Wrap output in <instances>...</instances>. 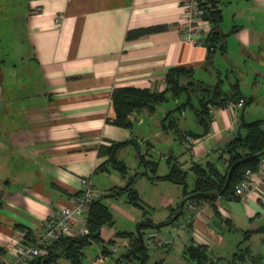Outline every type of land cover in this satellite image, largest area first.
Listing matches in <instances>:
<instances>
[{"label":"crops","instance_id":"0c3cea01","mask_svg":"<svg viewBox=\"0 0 264 264\" xmlns=\"http://www.w3.org/2000/svg\"><path fill=\"white\" fill-rule=\"evenodd\" d=\"M224 6L229 10L219 7V28L226 33L225 47L211 50L203 40L193 43L181 36V0H0V263L13 258V240L21 231L41 230L44 219L79 190L81 176L91 178L100 196L127 194H107L131 175L122 174L107 162V154L99 153V145L132 136L131 127L106 119L113 114L115 86L162 90L164 74L171 66L193 68L192 77L204 82L205 73L219 76L223 68L252 79L251 92L242 94L264 100V0H231ZM152 25L162 27L125 39L127 29ZM245 103L237 106L229 101L212 107L209 131L193 138V150L188 149L191 162L210 160L215 148L242 133L243 120H254L246 119ZM133 114L132 122L143 127L140 135L166 133L167 165L157 175L167 173L170 164L177 162L193 176L191 162L181 163L171 152L174 138L167 135L175 133L180 138L178 130L164 128L165 114L154 116L144 110ZM171 115L167 117L174 118ZM174 119L178 128L189 129L178 117ZM223 164L221 158L217 165ZM112 170L119 176L110 181ZM96 177L102 180V188L94 183ZM253 180L243 197L215 200L227 222L235 214L228 209L233 202L220 205L223 198L239 201L249 221L264 218V164ZM135 183L132 186L139 194ZM158 196L161 207L174 212L173 194ZM198 206L199 212L186 228L191 229L193 240L206 243L202 236H211L205 227L215 215L208 202ZM113 232L100 227L105 238ZM121 240L126 246L127 238Z\"/></svg>","mask_w":264,"mask_h":264},{"label":"trees","instance_id":"16d2710c","mask_svg":"<svg viewBox=\"0 0 264 264\" xmlns=\"http://www.w3.org/2000/svg\"><path fill=\"white\" fill-rule=\"evenodd\" d=\"M204 8V17L210 21L211 27L208 33L203 38L207 46L212 50L213 47H225V35L219 28V22L222 19L220 8L216 5L214 0H199ZM162 25L142 26L136 28H129L126 30L125 39H132L141 34L149 33L161 28ZM234 29V28H233ZM232 29V30H233ZM193 68H188L182 65H174L169 67L164 74L165 86L162 90L150 89L147 87H139L134 85L115 86L111 91V103L113 107V114L107 116L106 119L116 125L130 128L132 126L131 115L142 110L153 112L156 105L161 101L167 100L169 97H179L182 92L186 94L183 100L177 107L190 105L194 114L195 120L199 129L178 128L177 121L174 118L163 122L169 113L173 110H168L162 119L164 128H173L178 130L180 141L184 143L185 137L192 138L200 137L209 131L211 122L212 106L226 105L229 101L237 102L242 99L243 102H248L251 97H246L242 94L238 80L230 83L229 88L224 90L221 87L220 79L213 83L204 82L200 79L192 77ZM197 95V103L193 104L192 95ZM174 109V108H173ZM244 128V133H238L227 141L221 148H217L219 157L223 159V166L219 167L215 162L207 160L199 162L193 160L191 162V170L193 172L192 184L189 187L187 181L188 171L184 169L179 163L172 162L167 173L162 175H151L150 178L167 179L174 183L182 185V194L188 195L184 200L182 208L178 210V214L173 216L177 211L179 205L171 207L168 217L159 222H152L150 219H142L137 224V230H118L117 235L126 237L127 250L119 256L116 260L124 261L123 264H149L147 262L148 253L142 239V232L144 228L151 227L157 230L161 225L171 222L174 223L179 219V215H184V204L186 201H194L199 204L208 202L211 205L213 215L221 217L219 209L215 204L217 198H240L234 193V185L243 177L245 170L248 168L252 171H257L264 158V118H258L251 121H242L240 124ZM134 144L137 148L138 143L134 137H129L124 140L111 141L109 144L99 145V153L107 154V162L117 168L122 174L126 173V164L123 160L117 157V150L128 144ZM139 161L146 166H151L155 170L156 161L146 158L145 153H141L137 148ZM236 162L230 177L226 180L228 169L230 165ZM106 164V163H105ZM104 164V167L106 165ZM138 173L131 175L127 182L120 187H112L113 191L108 192V195H116L118 192L126 191V198L129 202L139 204V195L132 183ZM106 194V195H107ZM103 196L95 198L90 206L85 217V222L88 227V232L82 235H65L58 238L52 244L45 247V251L39 253L32 258L27 264L37 262L38 264H51L58 255L69 257L76 264L80 261L82 253L81 248L89 242L99 238L100 227L106 221L111 222V213L108 206L101 200ZM226 219V218H225ZM228 221V219H226ZM190 221L185 224L190 225ZM185 226V225H184ZM254 231H264V223L253 229ZM252 229H246L245 235H249ZM154 232V231H153ZM151 233V232H150ZM32 234L26 230L25 240H30ZM141 238V239H140ZM114 241V240H110ZM165 242L163 244H166ZM160 244V245H163ZM158 245V244H157ZM183 255L193 264H218L217 259L209 256L208 243L195 241L191 238L190 242L184 243L182 249ZM136 257L137 260H134ZM259 255L251 253L249 246H244L239 252H234L232 259L227 264H238L239 262H246L249 264H257ZM151 264H163L162 259L156 260Z\"/></svg>","mask_w":264,"mask_h":264},{"label":"rangeland","instance_id":"374dc122","mask_svg":"<svg viewBox=\"0 0 264 264\" xmlns=\"http://www.w3.org/2000/svg\"><path fill=\"white\" fill-rule=\"evenodd\" d=\"M228 1L231 0H214L218 7H222L225 11L229 9L224 6L228 4ZM234 0H232L233 2ZM223 25V24H222ZM221 73L219 76L214 75L213 73H205L203 78L207 82L213 83L217 79H220V84L223 89H227L232 81L238 77L240 80L241 91L249 92L251 89L252 79L248 81V76L243 74L235 73L231 70L220 68ZM238 81V82H239ZM255 83V82H254ZM262 91V90H261ZM251 92V91H250ZM186 94L182 92L179 97L169 98L167 100L161 101L157 104L155 108L154 116H163L166 111L174 110L170 115L174 118L178 117L179 122L184 125L186 128L196 130L198 125L195 120L194 112L190 105H184L182 107H177L180 102L185 100ZM193 104L197 103V95L193 93L192 95ZM247 110L246 119H255L251 117H261L264 118V100H250L245 103L244 108ZM241 111V110H240ZM244 111V112H245ZM250 112L254 116H249ZM215 113V112H214ZM135 116L137 113H134ZM133 114V117H134ZM169 117L165 120L167 122ZM134 121V120H133ZM145 127V126H144ZM143 128V127H142ZM141 127H138L137 122H132V137H137L138 139V150L141 153L147 154L144 155L146 158L153 159L156 161L155 170L151 169V166H146L139 161V155L137 153V148L133 144H128L125 147H122L117 152V156L124 160L126 164V174L133 175L136 172L139 174L136 176L135 186L139 190V204H134L127 200L125 192L121 196H103L105 202L112 214V222L108 224L109 221H106L101 225L107 230L111 229L114 232L111 235V238H105L101 233L99 238L93 240L92 242L86 243L81 248L80 261L77 264H123L124 261H117L116 256L121 255L127 250V247L121 242L122 237L117 235L118 230H137V224L142 219H150L152 222H159L167 218V215L171 212L164 207H161L159 204L158 198L159 193L164 192L168 194H173L174 202L172 207H175L177 203L182 198V185L173 183L167 179H161L157 181H151V175H157L163 173L166 168V154L169 153V146H167L165 141L166 133H163L164 137L160 136H151L150 134H142ZM242 133H244V128L242 127ZM167 136L174 138L170 143L172 144V153L176 155L181 163L189 164L191 162L190 157L191 153L185 144L177 139L175 133H169ZM176 138V139H175ZM151 140L152 147H147V140ZM149 149V150H148ZM210 160L215 161L218 165L221 162L219 154L214 149L213 153L209 156ZM110 177L111 180L117 179L119 174L112 170ZM103 176V175H102ZM100 179L97 177L94 180V183L100 186ZM187 181L189 187L192 184V174L188 172ZM224 202H233L232 207L228 206L234 216L226 221L224 217L214 216L211 221L208 223L205 231L211 233V236L204 234L203 239L206 240L209 246V256L216 258L218 264H227L229 260L232 259L234 252H239L240 249H243L244 246H249L251 253H257L259 255V261L257 264H264V231H254L258 225L264 223L263 217H256L254 221H249V219L243 215L241 204L239 201L233 200L229 201L227 199H220V205L224 206ZM115 204V205H114ZM229 204V203H228ZM226 203V205H228ZM117 205V206H116ZM123 209V210H122ZM176 210V209H175ZM174 210V211H175ZM170 211V212H169ZM175 213H173L174 215ZM131 215L135 218L132 219ZM182 221L183 216L179 215V219L172 223L167 222L156 231V237L168 238V243L163 245H157L149 240L153 238L150 236V230L147 228L143 229L142 239L147 247L149 264L153 263L156 260L162 259L163 264H193L191 260H188L184 257L182 249L184 243L190 242L192 235L191 229L186 228L187 225L183 226L179 231H177V223ZM246 229H252L249 235H245ZM184 233L185 237H182ZM202 234V233H201ZM114 241H110V240ZM118 241V243H117ZM134 260H137L136 257H133ZM30 264H38L37 262H32ZM51 264H76L69 257L64 255L56 256V259L51 262ZM238 264H249L246 262H239Z\"/></svg>","mask_w":264,"mask_h":264},{"label":"built area","instance_id":"2783aa9c","mask_svg":"<svg viewBox=\"0 0 264 264\" xmlns=\"http://www.w3.org/2000/svg\"><path fill=\"white\" fill-rule=\"evenodd\" d=\"M181 5L183 7V16L180 20L181 36L193 43L201 42L210 30L209 20L204 17V8L199 0H181ZM242 104V99L236 102L237 106ZM212 107L209 104V108L212 109ZM193 141L194 139L191 136L187 135L185 137L184 144L189 150H193ZM263 164L264 158L261 159L258 170L262 168ZM254 172L248 168L245 170L244 177L234 185L236 195L243 197L246 194L254 181ZM79 183V190L69 195L65 204H62L55 213L44 219L41 230L35 231L30 240H25L26 231H21L18 239L14 238L13 258L0 264H27L58 238L65 235H82L88 232L85 217L91 202L100 195V192L93 185L89 176H81ZM198 212L199 206L197 203L190 200L186 201L183 222L177 223V231L187 221L191 222L193 216ZM150 236H153V238L149 241L154 244L160 245L168 242V238L156 237V232H151Z\"/></svg>","mask_w":264,"mask_h":264},{"label":"water","instance_id":"95a60500","mask_svg":"<svg viewBox=\"0 0 264 264\" xmlns=\"http://www.w3.org/2000/svg\"><path fill=\"white\" fill-rule=\"evenodd\" d=\"M235 165H236V162H233V163L230 165V167H229V169H228V173H227L226 180L229 179L230 174H231V172H232V170H233V168H234ZM187 196H188V195H184V196H182V198L180 199V201H179V203H178L179 208H177V211H176L175 214L172 216V218L178 214V210L182 208L183 202H184V200L187 198ZM137 227H138V226H137ZM140 239H141V238H140Z\"/></svg>","mask_w":264,"mask_h":264}]
</instances>
